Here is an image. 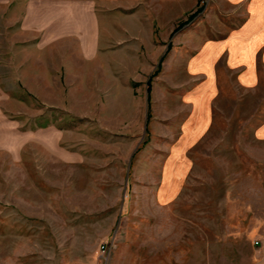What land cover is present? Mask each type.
<instances>
[{
	"label": "rangeland",
	"instance_id": "obj_1",
	"mask_svg": "<svg viewBox=\"0 0 264 264\" xmlns=\"http://www.w3.org/2000/svg\"><path fill=\"white\" fill-rule=\"evenodd\" d=\"M25 1L0 0V264H264L254 243L264 227V137L255 130L264 87L226 79L204 130L189 140L182 129L194 97L189 38L208 0H95L117 52L138 33L152 39L147 67L138 62V81L128 80L143 96L133 130L127 87L106 103H93L84 80L75 85L84 102L68 97L73 86L49 88L47 103L32 92L37 72L24 77L14 53ZM182 138L190 144L162 198L163 167Z\"/></svg>",
	"mask_w": 264,
	"mask_h": 264
},
{
	"label": "crops",
	"instance_id": "obj_2",
	"mask_svg": "<svg viewBox=\"0 0 264 264\" xmlns=\"http://www.w3.org/2000/svg\"><path fill=\"white\" fill-rule=\"evenodd\" d=\"M103 20L95 0H27L18 17L15 31L20 37L14 40V53L19 49L23 56L19 70L24 77L37 72L34 79L30 77L28 86L45 103L53 100L54 93L49 88L63 85L75 87L68 97L78 102L77 80H84L92 88L93 103L110 102L112 91L117 96L127 87L125 94L135 103L137 115L125 125V130H133L141 119L143 97L142 91L139 93L133 85L139 79L134 76L136 65L139 62L142 69L147 67L148 40L152 39L147 31L138 33L139 42L135 43L133 38L132 46L128 43L117 52V38ZM191 34L185 64L193 87L189 92L193 91L194 97L190 122L182 127L192 130L189 140L206 127L211 101L226 79L231 78L235 85L248 90L264 87V0H208ZM142 45L146 47V57L143 51L139 55ZM154 46L151 51L156 53ZM55 71L59 72L57 76ZM129 78L133 79L130 84ZM99 111L102 112L101 108L94 110ZM110 117L118 119V115ZM255 130L258 137H264V120ZM188 139L182 138L166 163L167 169L163 167L161 182L165 185L159 194L162 198L169 197L170 184L176 179L172 166H176L175 160L178 166L182 161V151L190 144ZM258 237L257 252L264 259V227Z\"/></svg>",
	"mask_w": 264,
	"mask_h": 264
},
{
	"label": "built area",
	"instance_id": "obj_3",
	"mask_svg": "<svg viewBox=\"0 0 264 264\" xmlns=\"http://www.w3.org/2000/svg\"><path fill=\"white\" fill-rule=\"evenodd\" d=\"M113 242H103L102 244L99 245V248H98V253H99V256L101 257H105V255L108 254V252L110 251L111 247H112V244ZM255 244H258L259 243V240H255L254 241Z\"/></svg>",
	"mask_w": 264,
	"mask_h": 264
},
{
	"label": "trees",
	"instance_id": "obj_4",
	"mask_svg": "<svg viewBox=\"0 0 264 264\" xmlns=\"http://www.w3.org/2000/svg\"><path fill=\"white\" fill-rule=\"evenodd\" d=\"M193 15L189 16V17H192ZM189 19V18H188Z\"/></svg>",
	"mask_w": 264,
	"mask_h": 264
}]
</instances>
